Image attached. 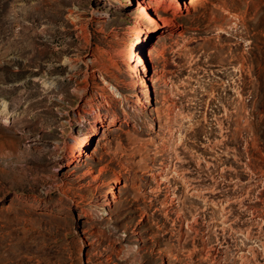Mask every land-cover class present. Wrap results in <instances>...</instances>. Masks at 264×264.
<instances>
[{"label": "rangeland", "instance_id": "obj_1", "mask_svg": "<svg viewBox=\"0 0 264 264\" xmlns=\"http://www.w3.org/2000/svg\"><path fill=\"white\" fill-rule=\"evenodd\" d=\"M172 1L0 0V264H246L264 241V0ZM171 162L205 198L156 179Z\"/></svg>", "mask_w": 264, "mask_h": 264}, {"label": "bare ground", "instance_id": "obj_2", "mask_svg": "<svg viewBox=\"0 0 264 264\" xmlns=\"http://www.w3.org/2000/svg\"><path fill=\"white\" fill-rule=\"evenodd\" d=\"M151 0H134V4L137 5L139 8H141L143 10V13L145 15L146 18H148L149 15L147 11H150L149 10V6L147 3L145 2H149ZM186 2L187 0H173V13L175 15H178V16H185L186 14L189 13V10L186 9V8H182V2ZM172 5V4H171ZM166 9V7H165ZM170 10V9H169ZM171 10V11H172ZM167 11V10H166ZM168 12V11H167ZM172 13V12H171ZM138 31V29H136ZM175 31H173L172 29H169V27L166 28L165 30V34L168 33H173ZM138 34L142 35V32H140V30L138 31ZM152 39V35L151 34H147L145 36V40H144V47L140 46L139 43H136L137 44V52H133L132 55L130 56V60L134 61L135 63L134 64H137L139 65V67H145L146 65L148 66L150 64V60L152 59V49L150 47V40ZM145 50H148V53L145 52ZM147 54V56H146ZM102 123V122H101ZM104 125V124H102ZM174 137V135H173ZM77 139V138H76ZM86 140V139H85ZM177 140V139H176ZM81 141L83 140H76L75 141V144H73L72 146V151L74 152L72 154V157L74 156L75 158V153L78 152V153H82L81 149H84V144L83 142L81 143ZM81 151V152H80ZM176 162V161H175ZM73 163L71 160L69 161V164ZM160 171L157 172V174L155 175L156 179L160 180V182L163 180H168L172 177V175L174 174H177L179 176L180 179H183L184 182H186V185L188 186V189L190 191H192L193 193H196L197 196H202L203 198L204 195L206 194L205 191H199L198 189L194 188L191 184V182L189 181V178H186V173L184 174V171H178L176 169V164L174 162H171L168 166H162L160 167ZM188 179V180H187ZM191 180V179H190ZM165 182V181H164ZM160 184V183H159ZM173 185V184H172ZM176 186H170L168 189V192H167V199L168 200H171L172 197L174 196V193H176ZM210 189V188H209ZM208 189V190H209ZM188 190V191H189ZM207 191V190H206ZM210 191V190H209ZM214 192V191H213ZM205 193V194H204ZM178 197V196H177ZM202 198V199H203ZM208 198V197H207ZM179 199V198H178ZM176 200V199H175ZM205 200V199H204ZM209 200V199H208ZM174 201V200H173ZM175 203V202H174ZM178 203V202H177ZM173 204V203H172ZM179 204V203H178ZM177 205V204H175ZM243 206V205H242ZM169 208V207H168ZM167 208V209H168ZM173 208V207H171ZM241 208V207H240ZM227 211V209L225 210ZM230 217H228L227 215H224V218L222 220V225L224 226L223 227V230L224 231H229L232 230L234 231L235 229L232 228V222L229 220ZM217 223V222H216ZM235 223V222H234ZM230 229V230H229ZM236 232V231H235ZM263 232V231H262ZM236 235H243V236H246L248 238H252L250 235H249V231L246 230V232H239V233H236ZM262 236V235H261ZM260 236V237H261ZM263 237V236H262ZM257 238V237H256ZM253 239V238H252ZM256 240V239H255ZM254 240V241H255ZM260 244L257 246L258 248H249L250 250L248 251L247 255H244L242 256V262L243 263H246V264H262L259 262V253H261L260 251L262 250L263 251V255H264V241L263 240H259L258 241ZM260 247H262V249H260ZM262 254V253H261ZM264 257V256H263ZM262 260V259H261Z\"/></svg>", "mask_w": 264, "mask_h": 264}]
</instances>
